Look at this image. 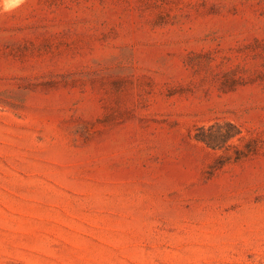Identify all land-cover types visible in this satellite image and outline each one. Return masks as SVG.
Wrapping results in <instances>:
<instances>
[{"label":"rangeland","instance_id":"1","mask_svg":"<svg viewBox=\"0 0 264 264\" xmlns=\"http://www.w3.org/2000/svg\"><path fill=\"white\" fill-rule=\"evenodd\" d=\"M0 264H264V0L0 13Z\"/></svg>","mask_w":264,"mask_h":264},{"label":"trees","instance_id":"2","mask_svg":"<svg viewBox=\"0 0 264 264\" xmlns=\"http://www.w3.org/2000/svg\"><path fill=\"white\" fill-rule=\"evenodd\" d=\"M242 132L241 126L230 120H216L208 125H200L196 127L194 137L212 148H223L230 146V141L240 135ZM248 146V145H247ZM257 143L254 147H247L246 151H256ZM245 150L237 149L236 158L246 155Z\"/></svg>","mask_w":264,"mask_h":264},{"label":"clouds","instance_id":"3","mask_svg":"<svg viewBox=\"0 0 264 264\" xmlns=\"http://www.w3.org/2000/svg\"><path fill=\"white\" fill-rule=\"evenodd\" d=\"M25 3V0H0V13L11 12Z\"/></svg>","mask_w":264,"mask_h":264}]
</instances>
